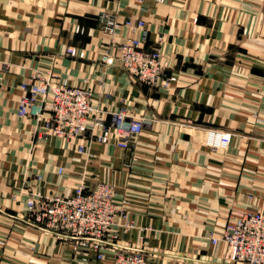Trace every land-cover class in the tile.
<instances>
[{"label": "crops", "instance_id": "1", "mask_svg": "<svg viewBox=\"0 0 264 264\" xmlns=\"http://www.w3.org/2000/svg\"><path fill=\"white\" fill-rule=\"evenodd\" d=\"M106 18L119 22L115 34ZM129 20H145V48L159 46L177 73L169 91L122 68L117 46L141 37ZM68 46L85 58L68 57ZM48 71L91 87L108 120L121 108L147 119L142 133L126 148L39 138L40 123L18 114L21 83ZM213 132L230 133V144ZM85 179L91 189L112 183L128 210L106 264L119 249L149 264H235L212 236L264 210V0H0V264H95L94 250L27 218L28 198L67 195Z\"/></svg>", "mask_w": 264, "mask_h": 264}, {"label": "built area", "instance_id": "2", "mask_svg": "<svg viewBox=\"0 0 264 264\" xmlns=\"http://www.w3.org/2000/svg\"><path fill=\"white\" fill-rule=\"evenodd\" d=\"M142 1V0H138ZM164 1V0H160ZM126 25L140 29L141 37H131L117 46L116 55L129 76L150 88L169 91L177 81L176 72L169 71L170 62L163 56L159 46L146 49L149 31L145 20L128 21ZM120 26L116 20L106 18L103 30L115 34ZM83 31L80 26L77 32ZM163 36L159 37V42ZM66 54L71 59H84L85 52L76 46H68ZM101 59L111 65L115 59L109 52ZM24 94L19 101L21 118H35L39 123L38 136H57L75 141L84 135L89 141L116 143L122 148L141 134L145 118H131L125 108L110 113L93 105V89L74 85L67 80H57L53 72L34 73L21 83ZM216 145L228 146L230 133L213 132ZM212 146V145H211ZM86 144L79 151H88ZM27 218L46 230L73 237L77 248L96 252L95 264H106L107 242L117 238L115 227L120 219L127 217V208L116 198L114 185L101 181L93 189L86 179L78 183L70 194L45 195L38 193L28 198ZM128 227L131 224H126ZM221 240L226 244L225 259L235 264H264V210L238 213L223 228L220 237L212 236V242ZM86 264V263H82ZM108 264H149L147 256L136 250H117Z\"/></svg>", "mask_w": 264, "mask_h": 264}]
</instances>
